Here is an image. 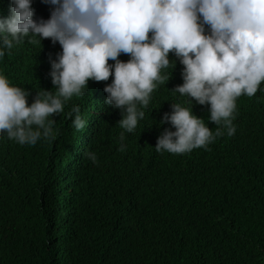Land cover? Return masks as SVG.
Wrapping results in <instances>:
<instances>
[{"label": "trees", "instance_id": "1", "mask_svg": "<svg viewBox=\"0 0 264 264\" xmlns=\"http://www.w3.org/2000/svg\"><path fill=\"white\" fill-rule=\"evenodd\" d=\"M60 51L48 39L42 48L27 42L0 58V74L30 93V105L42 90L56 92L50 60ZM182 83L160 85L157 107L143 109L123 141L121 111L94 81L54 117L55 139L0 136V264H264V85L236 99L228 136L207 105L172 92ZM175 103L224 135L207 150L157 152L161 133L175 130L160 123ZM73 106L83 130L72 125Z\"/></svg>", "mask_w": 264, "mask_h": 264}, {"label": "clouds", "instance_id": "2", "mask_svg": "<svg viewBox=\"0 0 264 264\" xmlns=\"http://www.w3.org/2000/svg\"><path fill=\"white\" fill-rule=\"evenodd\" d=\"M48 39L61 51L50 60L56 92L30 93L11 86L0 74V136L20 145L55 139L54 117L74 96L85 95L89 81L104 86V103L121 111L118 125L135 132L143 109L157 107L160 86L209 107V120L235 134L236 99L255 97L264 85V0H6L0 13V58L27 42ZM193 108V107H192ZM192 108L171 104L155 150L190 153L224 135L215 133ZM72 125L87 121L73 106ZM120 151H125L123 144ZM93 163L96 154L87 152Z\"/></svg>", "mask_w": 264, "mask_h": 264}]
</instances>
